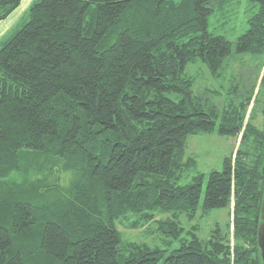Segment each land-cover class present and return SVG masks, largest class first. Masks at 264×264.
Instances as JSON below:
<instances>
[{"label":"trees","instance_id":"trees-1","mask_svg":"<svg viewBox=\"0 0 264 264\" xmlns=\"http://www.w3.org/2000/svg\"><path fill=\"white\" fill-rule=\"evenodd\" d=\"M22 1L0 0V23ZM253 1L258 11L236 47L242 55L264 54V0ZM224 4L29 6L30 20L0 47V264H262L264 131L249 123L222 171L206 185L202 174L179 185L193 162L185 160L187 138L237 137L254 96L242 83L222 95L205 91L219 94L208 102L194 93L191 68L201 62L222 79L233 54L231 42L209 31ZM232 204L227 233L218 224L208 240L191 232L170 255L124 243L118 229H140L158 213L195 219ZM158 223L161 234L184 231L174 219Z\"/></svg>","mask_w":264,"mask_h":264},{"label":"rangeland","instance_id":"rangeland-1","mask_svg":"<svg viewBox=\"0 0 264 264\" xmlns=\"http://www.w3.org/2000/svg\"><path fill=\"white\" fill-rule=\"evenodd\" d=\"M27 1L34 2L36 0ZM174 1L178 2L180 0ZM224 1L223 12H217L211 15L209 20V31L212 34L224 36L231 42L233 45V54L225 62L226 70L222 79H215L212 77L208 68L201 62L193 66L190 71L195 79L194 93L196 96L201 97L204 102H208L212 101L216 93H211L213 97H210L204 94L205 91L214 92L216 90L219 94L221 92L222 95L224 89L227 88L228 85L231 86L232 84L242 83L249 93L255 90L254 96L246 109L242 132L237 137L220 135L215 132L199 133L187 138L185 160L192 159L193 162L190 166L186 167L179 185L190 184L196 176L201 174L205 176L206 185L211 172L222 171L225 158L230 156H233V158L235 157L241 144L243 133L249 126V123H252L253 126L260 131H264V54L242 55L236 51L240 37L248 29V21L258 11V3L253 0ZM25 6L22 5V7L18 8V15L24 11L23 8ZM20 16L22 17L23 15L21 14ZM10 18L11 16L4 22H1L0 25L6 23ZM29 20L30 16L27 15L25 17L24 15L20 23L16 24L14 19L4 30L0 31V47H3L4 44L15 35V31L18 28L20 29L21 26L23 27L25 25L24 23H27ZM256 96L258 97V101H254ZM171 98L177 97L172 95ZM221 101L218 102V99L213 100L216 104L218 102V109L222 114L223 108L222 103L220 104ZM51 180L53 181V178ZM233 207L232 204L230 209H215L206 214H203L200 210L199 215L195 219H189L185 214L176 216L173 213H158L156 222H151L140 229H128L122 225H119L118 229L124 243L132 242L146 244L151 248L164 251L166 255H170L175 250L179 249L185 240L191 237V232L196 233L199 238L203 240H208L211 238L215 228L220 225L223 231L227 233L226 227L228 224H233ZM130 219L135 220L137 216L132 215ZM167 219H174L182 226L184 231L181 236L174 238L172 234H161L158 231V221ZM229 233L231 234L230 242L232 246H234L232 226Z\"/></svg>","mask_w":264,"mask_h":264},{"label":"water","instance_id":"water-1","mask_svg":"<svg viewBox=\"0 0 264 264\" xmlns=\"http://www.w3.org/2000/svg\"><path fill=\"white\" fill-rule=\"evenodd\" d=\"M258 248L260 251L262 264H264V205L262 207L261 222L258 229Z\"/></svg>","mask_w":264,"mask_h":264},{"label":"crops","instance_id":"crops-1","mask_svg":"<svg viewBox=\"0 0 264 264\" xmlns=\"http://www.w3.org/2000/svg\"><path fill=\"white\" fill-rule=\"evenodd\" d=\"M27 2H28L27 0H23L20 7H22V5L25 6ZM32 2H28L27 5L23 8L24 11L21 13L23 16H24V14L26 13V11H27V9L29 7V4L31 5ZM17 11H18V9L11 15V18L6 23H4L3 25H0V31L4 30V28L6 26H8L9 24H11L14 19H15L14 22L16 24H18V23L21 22L23 16L21 17L20 16L21 14L18 15V12Z\"/></svg>","mask_w":264,"mask_h":264}]
</instances>
